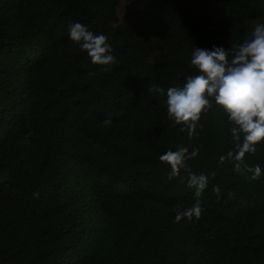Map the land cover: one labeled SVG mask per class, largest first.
I'll list each match as a JSON object with an SVG mask.
<instances>
[{"label":"trees","instance_id":"16d2710c","mask_svg":"<svg viewBox=\"0 0 264 264\" xmlns=\"http://www.w3.org/2000/svg\"><path fill=\"white\" fill-rule=\"evenodd\" d=\"M121 1L0 0V264H264V140L236 160L217 106L190 136L164 103L193 48L231 53L264 0ZM70 22L114 62L92 64ZM181 149L169 178L160 158ZM193 174L201 212L177 220Z\"/></svg>","mask_w":264,"mask_h":264},{"label":"clouds","instance_id":"9594fccd","mask_svg":"<svg viewBox=\"0 0 264 264\" xmlns=\"http://www.w3.org/2000/svg\"><path fill=\"white\" fill-rule=\"evenodd\" d=\"M68 37L86 52L92 64L108 66L114 62L105 35L93 34L85 25L70 22ZM190 65L197 74L187 77L183 87H170L165 93L168 118L177 125H184L191 136L201 113L214 104L226 114L232 138L239 142L235 159L240 160L246 152L255 151V145L264 140V23L255 24L250 37L236 45L231 53L215 45L211 49L194 47ZM156 91L162 92L159 88ZM185 151H170L161 156L171 168L169 178L183 166ZM259 171L257 167L250 178L255 180ZM206 184L204 175L189 176L188 186L195 188L197 200L190 209L178 214L177 220L181 215L188 219L199 216L198 198Z\"/></svg>","mask_w":264,"mask_h":264},{"label":"rangeland","instance_id":"374dc122","mask_svg":"<svg viewBox=\"0 0 264 264\" xmlns=\"http://www.w3.org/2000/svg\"><path fill=\"white\" fill-rule=\"evenodd\" d=\"M134 4V0H123L119 4V13L122 16Z\"/></svg>","mask_w":264,"mask_h":264}]
</instances>
